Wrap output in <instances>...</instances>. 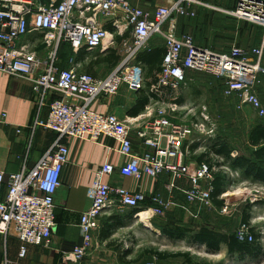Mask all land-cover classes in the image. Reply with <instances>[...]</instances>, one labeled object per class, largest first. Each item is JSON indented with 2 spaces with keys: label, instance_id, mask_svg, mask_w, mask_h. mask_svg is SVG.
Listing matches in <instances>:
<instances>
[{
  "label": "built area",
  "instance_id": "1",
  "mask_svg": "<svg viewBox=\"0 0 264 264\" xmlns=\"http://www.w3.org/2000/svg\"><path fill=\"white\" fill-rule=\"evenodd\" d=\"M202 7L205 0H175L149 13L128 0H0V73L32 84L40 110L44 107L48 111L35 126L56 135L55 142L31 169L23 167L8 176L0 171V197L4 195L0 199V236L18 239L23 245L21 255L27 245L51 248L54 195L67 162V138L94 144L104 137L112 139L128 162L119 168L106 162L94 172L90 206L81 214L78 227L80 243L64 254L65 261L81 262L99 250L102 222L113 210L136 211L135 216L148 215V221L168 211L169 203L158 195L149 198L103 182L114 174L136 181L143 176L159 178L167 174L171 179L169 192L178 187L175 183L186 179V203L228 214L225 193L219 197L222 207L213 206V168L204 162L192 167L190 161L187 143L191 133L204 132L207 136L214 132L208 108L201 106L198 121L186 125L172 123L165 107L172 113L179 110L173 101L179 97L182 85L190 82L188 72H198L223 81V95L235 98L238 109L247 107L263 117L256 88L262 73L264 41L252 51L235 47L216 53L197 47L192 37L177 34V23L182 18H194L195 10ZM236 14L264 28V0H240ZM34 36L39 38L31 43L29 39ZM118 38H122L117 54L120 61L106 77L96 79L84 73L82 65L73 59L68 60L69 67H60L62 47L67 46L74 56L84 50L89 57L93 52L104 57L116 50ZM153 39L163 42L164 55L156 84L150 90L158 94L167 88L173 98L168 103L151 100L153 106L146 107L150 122L136 134L147 152L135 156L130 125L113 113L94 111L92 105L101 95L116 96L122 87L129 91L142 88L143 65L136 60ZM40 46L45 50L43 56L38 55ZM236 236L241 242H253L246 225Z\"/></svg>",
  "mask_w": 264,
  "mask_h": 264
},
{
  "label": "crops",
  "instance_id": "2",
  "mask_svg": "<svg viewBox=\"0 0 264 264\" xmlns=\"http://www.w3.org/2000/svg\"><path fill=\"white\" fill-rule=\"evenodd\" d=\"M173 1L175 0H128L132 6L138 7L149 13L154 12L157 7L166 6ZM199 9L195 10L196 15L194 18L179 19L177 26V34L180 36L192 37L194 44L197 47L208 49L216 53H226L235 47L245 51H252L253 49L259 48L264 41L263 27V30L259 32L258 37L253 36L250 38L251 41L247 42L242 38L241 30L243 27H241L240 24L235 23L231 18L223 17L221 15L214 16L207 12L201 13L202 15L198 17L197 12ZM38 38L37 36H34L29 40L31 43H35ZM149 47L152 49L164 50L163 42L160 39H153ZM65 52H67L66 58H60V67L62 68L69 67V59H73L74 61L77 59V57L71 53L69 48L66 47V50H62L61 53ZM44 54L45 50L40 46L38 49V55L43 56ZM86 55L81 62H75L81 65L90 62V57ZM261 67L262 74H264V54L261 61ZM81 71L86 73L83 69ZM88 75L94 77L91 72ZM188 79L190 78L188 77ZM213 80L215 85L221 88L220 96L225 100H232L233 107L238 111H242L243 109L237 108L238 102L235 98H228L223 95V81L214 78ZM142 88H144V84ZM256 89L264 108V77L263 79L262 77L259 79V84ZM137 91H129L127 87H122L116 96L101 95L92 105V109L103 115L113 113L120 120L127 122L130 125L131 130L130 141L132 144V153L135 156H140L147 151L142 141L138 139L136 133L147 126V123L150 122V114H148L145 109V111L138 114L136 117L128 115V112L132 110L136 104ZM50 100L51 97L48 99V102ZM178 100L182 101L181 105H178V107L185 108L186 104H184L183 98L178 97L177 100L174 101L178 102ZM149 106L153 105L149 104ZM47 112V108L44 107L40 110L39 98L31 83L17 77L0 73V171L6 176L19 173L23 167L27 170L31 169L55 142L56 135L53 132L35 126L36 121L44 119L47 116ZM257 124L262 123H255L247 133L246 138L249 152L242 155L247 159L252 158L254 151L248 143V137L252 128ZM218 136L226 139L229 145L231 147L233 146L228 139V135ZM194 137L195 132H192L187 143L189 150L193 144H200L199 148L191 153L190 161L192 167L201 164L197 163L193 156L203 153L209 143V140L207 142L202 139L195 141ZM64 144L68 148V157L61 173V186L54 195L55 229L51 238V248L44 249L27 245L25 247L24 255H21L23 245L18 239L11 236H0V264H101L104 259L105 261L106 259H112V248L110 246L111 240L116 238V235L121 230L135 226V223H133V221L136 220L135 213L130 218L127 214L125 216L123 215L124 217H122L121 225L124 228L122 227L118 229V232L116 231L106 240H101L99 236L101 243V248H99V250L94 251L89 257L81 262L64 260V254L71 253L73 248L80 243L78 227L81 214L90 206L89 190L94 180V172L100 169L106 162H109L116 168H119L128 162L127 158L122 157L118 153L119 144L106 137L101 138L97 144L67 138L64 139ZM236 155L240 154L233 149L232 156ZM210 158L211 165L213 161H217L216 163L219 164L223 163V159L221 158L214 156H210ZM219 168L223 170L226 169V171L230 172L241 173L239 171H231L226 165ZM246 179L252 180L250 177H246ZM103 182L109 185L120 186L131 192H140L149 198L157 195L160 196L162 201L169 203L170 205L168 211L164 215L181 213L184 215L182 218H184L183 221H185V215L190 214L192 219L196 221L199 219V213H197V210L190 209L189 211V204L186 203L184 199L183 192L188 188V181L186 179L175 183L178 187L171 192L167 190V184L171 182V179L167 174H164L159 178L143 176L140 181L125 178L119 174H114L111 177H105ZM3 196L4 195H1L0 199H2ZM213 206L215 207L214 203ZM124 211L131 212V210L127 209L113 210L111 215H120ZM102 223L104 224V222ZM221 233L229 234L226 233V231ZM201 247L206 249L204 246ZM221 250L223 251V254H227L225 246H222L220 251ZM128 259H130V257Z\"/></svg>",
  "mask_w": 264,
  "mask_h": 264
},
{
  "label": "rangeland",
  "instance_id": "3",
  "mask_svg": "<svg viewBox=\"0 0 264 264\" xmlns=\"http://www.w3.org/2000/svg\"><path fill=\"white\" fill-rule=\"evenodd\" d=\"M174 2V1H173ZM240 0H205V7L198 10L200 17L204 12L211 15L231 18L235 23L241 25L242 38L247 42L251 37L259 36L261 26L250 22L243 16L236 14L239 9ZM169 5V4H168ZM197 17V18H198ZM178 26V23H177ZM150 45V44H149ZM114 50L118 55L121 52L119 42ZM87 56L89 54L87 53ZM102 57L97 52L91 53L90 62L82 64L81 70L93 74L94 78L102 79L111 71L108 65L101 61ZM96 61H101L95 63ZM91 65V66H88ZM190 82L182 85L179 98L182 97L185 108L173 111L165 107L168 118L175 124H192L198 121V111L200 106L209 108L210 119L214 124V132L207 135L196 132L194 140H206L214 136L228 135V139L233 144V149L240 155L247 154V133L255 123L264 124V116H258L255 111L244 108L238 111L233 107L232 100H225L220 96V87L215 85L213 78L198 72H188ZM263 79L264 74L260 75ZM259 78L261 79V77ZM261 89V87H260ZM156 110V109H154ZM217 161L212 162L213 172L226 173L227 186L225 200L228 202V214L223 215L219 209L205 208L200 204L188 205V210L195 209L199 213L196 221L186 214L185 221L181 213L166 214L163 217H153L148 221V215L136 216L133 221L135 226L121 230L116 238L110 242L112 259H105L101 264H264V184L256 183L242 173L226 171L218 167ZM251 205L250 226L254 229L261 246L262 254L257 258L244 260L230 259L222 250L216 254H209L206 249L196 245L186 237L182 240L169 238L162 233L165 228L180 227L183 229L195 230L201 227L218 230L220 232L238 234L241 227V217L244 209ZM187 210V209H186ZM124 211L120 216H125ZM113 213V212H111ZM109 214V216L111 215ZM123 216V217H124ZM145 222V223H143ZM124 228V227H123ZM161 229V231H160ZM117 231V230H116ZM118 232V231H117ZM115 233V232H114ZM184 240V241H183ZM101 248V247H100ZM184 254L186 257L176 259H158L155 254ZM116 255V256H115ZM130 257V259H128Z\"/></svg>",
  "mask_w": 264,
  "mask_h": 264
},
{
  "label": "trees",
  "instance_id": "4",
  "mask_svg": "<svg viewBox=\"0 0 264 264\" xmlns=\"http://www.w3.org/2000/svg\"><path fill=\"white\" fill-rule=\"evenodd\" d=\"M111 32L113 29L107 27ZM126 37V36H125ZM124 37V38H125ZM122 38H118L117 42H121ZM67 46L62 47L59 52V57L65 59L67 52L61 53L62 50H66ZM68 48V47H67ZM164 50L152 49L149 47L145 51L141 52L137 56V62L143 65V82L144 88L139 89L136 94V104L128 112L129 116H138V114L145 111L146 107L149 106L150 101H161L164 103L170 102L173 98V93L167 88H162L159 90L158 94L151 92L150 88L156 84L157 75L160 72V65L162 61V55ZM86 52L84 50L80 51L77 55L76 62H81L84 60ZM87 56V55H86ZM102 62L106 63L110 69H113L120 61V57L114 50H110L107 55H105ZM99 61V62H101ZM96 61L95 63H99ZM91 66V65H88ZM181 98V97H180ZM174 103L181 105L182 101ZM248 143L250 147L254 150L251 159H247L242 155L232 156L233 149L229 145L228 141L222 137L214 136L209 139L205 151L201 154L193 156L197 163L207 162L210 168L211 158L214 156L217 158L223 159V163H217L218 167L228 166L231 171H239L243 173L246 177L252 178L256 183L264 184V125L257 124L255 125L248 137ZM200 144H193L190 147L191 153L199 148ZM226 183L227 176L222 172L218 171L213 173V192L211 193V199L215 207L220 208L223 205V202L219 200V197L226 193ZM251 205L244 209L243 215L241 217V223L250 226V209ZM136 213V211H128L127 214L130 217ZM122 217L117 214H112L104 218L103 226L101 229L100 239L106 240L109 239L116 230L122 228L121 225ZM164 235H167L169 238L182 240L186 237L195 243L196 245L204 246L209 254H216L220 252L222 246L226 247L227 255L237 260H244L248 258H257L262 254L261 246L258 242L259 238L257 235H254V229H250V234L253 237V242H241L238 240L235 233L224 234L218 232L214 229L209 228H200L198 230H189L183 229L180 227L175 228H165L162 230ZM158 259H176L186 257L184 254H155Z\"/></svg>",
  "mask_w": 264,
  "mask_h": 264
},
{
  "label": "bare ground",
  "instance_id": "5",
  "mask_svg": "<svg viewBox=\"0 0 264 264\" xmlns=\"http://www.w3.org/2000/svg\"><path fill=\"white\" fill-rule=\"evenodd\" d=\"M227 195H228V194H227ZM227 195H225V197H226ZM143 215H144V214H142V215L140 216L142 220L144 219Z\"/></svg>",
  "mask_w": 264,
  "mask_h": 264
}]
</instances>
